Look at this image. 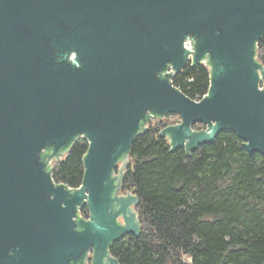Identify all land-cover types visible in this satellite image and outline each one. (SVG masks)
Here are the masks:
<instances>
[{
	"label": "water",
	"instance_id": "obj_1",
	"mask_svg": "<svg viewBox=\"0 0 264 264\" xmlns=\"http://www.w3.org/2000/svg\"><path fill=\"white\" fill-rule=\"evenodd\" d=\"M263 39L264 0H0V264H122L110 247L142 223L119 190L156 118L181 117L160 135L188 156L224 130L264 155ZM190 62L199 100L173 82ZM81 138L73 188L53 174Z\"/></svg>",
	"mask_w": 264,
	"mask_h": 264
},
{
	"label": "trees",
	"instance_id": "obj_2",
	"mask_svg": "<svg viewBox=\"0 0 264 264\" xmlns=\"http://www.w3.org/2000/svg\"><path fill=\"white\" fill-rule=\"evenodd\" d=\"M258 59L264 64V39ZM210 78L205 64L190 62L173 82L198 100ZM177 122L147 124L133 143L124 186L140 198L142 230L116 242L113 254L122 264H264V155L250 152L231 130L192 156L184 147L171 150L160 131ZM88 148L86 139L78 140L57 163L55 180L80 186Z\"/></svg>",
	"mask_w": 264,
	"mask_h": 264
},
{
	"label": "flooded vegetation",
	"instance_id": "obj_3",
	"mask_svg": "<svg viewBox=\"0 0 264 264\" xmlns=\"http://www.w3.org/2000/svg\"><path fill=\"white\" fill-rule=\"evenodd\" d=\"M57 165V164H56ZM127 171H128V169H127ZM119 174V167H117V169L114 171V175H118ZM126 174H127V172H126ZM126 174H125V176H124V179H123V182H122V186H121V188H120V190H119V195H122V194H127L129 191H131V190H129V189H125V186H124V180H125V177H126ZM132 192V191H131ZM83 211H85V212H83ZM81 214H82V216H84V217H88L89 216V209H88V206L85 204L83 207H82V209H81ZM118 220L121 222V223H123L124 222V219L122 218V216H119L118 217ZM132 234H128V235H126V236H124L121 240H119V241H125V240H129V238H130V236H131ZM119 241H116V242H119ZM116 242H114L113 244H112V246L110 247V252H111V254H113V252H112V248H113V245L116 243ZM93 255H94V252L91 250V252L89 253V256H88V262H89V264L91 263V261H92V259H93ZM114 255V254H113ZM115 256V255H114ZM86 262V261H85Z\"/></svg>",
	"mask_w": 264,
	"mask_h": 264
},
{
	"label": "rangeland",
	"instance_id": "obj_4",
	"mask_svg": "<svg viewBox=\"0 0 264 264\" xmlns=\"http://www.w3.org/2000/svg\"><path fill=\"white\" fill-rule=\"evenodd\" d=\"M172 121H181V117L180 116H176V115H167L163 118H156L153 121L149 122V125L152 126H156L158 125L159 127H162L165 123L167 122H172ZM55 164V163H54ZM185 260L189 261L190 259L187 256H184Z\"/></svg>",
	"mask_w": 264,
	"mask_h": 264
},
{
	"label": "built area",
	"instance_id": "obj_5",
	"mask_svg": "<svg viewBox=\"0 0 264 264\" xmlns=\"http://www.w3.org/2000/svg\"><path fill=\"white\" fill-rule=\"evenodd\" d=\"M188 47H191V46H188ZM199 100V99H198Z\"/></svg>",
	"mask_w": 264,
	"mask_h": 264
}]
</instances>
